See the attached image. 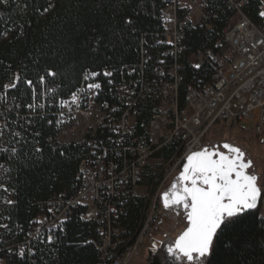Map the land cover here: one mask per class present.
Segmentation results:
<instances>
[{
    "label": "trees",
    "instance_id": "16d2710c",
    "mask_svg": "<svg viewBox=\"0 0 264 264\" xmlns=\"http://www.w3.org/2000/svg\"><path fill=\"white\" fill-rule=\"evenodd\" d=\"M207 2L212 29L185 26L184 51L178 57L183 65L182 99L189 84L205 83L210 77L209 67L195 70L189 58L213 48L233 17L226 0ZM163 6V0H0V91L4 92L6 83L17 84L8 92L17 103L0 119V143L6 146L0 148V163L8 166L2 174L7 190L0 181L1 261L26 264L7 249L22 239L18 229L23 227L26 232L42 217L46 210L41 204L63 193H75L80 164L91 155L86 143L57 141L54 123L48 125L41 113L26 110L35 97L41 99L42 80L59 87L51 98L66 99L80 87L86 73L98 74L102 92L97 101L109 106L117 102L115 85L125 80L142 83L148 88L149 100L140 105L138 117L139 122H147L156 102L152 93L158 80L157 62L163 54V47L156 45ZM263 8V0H251L244 14L261 25ZM167 64L171 65L170 60ZM104 72L111 77H104ZM20 106L21 115L27 117L18 123ZM98 133L106 140V131ZM174 149L169 147L157 156L168 159ZM156 175V170L147 167L143 184L151 185ZM8 191H13L12 203L4 204ZM121 195L117 201L120 237L128 241L139 229L147 201L131 199L126 192ZM83 213L84 209L74 211L65 231L52 244L34 245L32 254L39 264H111L88 243L97 237V223L84 221ZM145 262L170 264L160 251L151 250ZM206 264H264V217L259 208L231 219L227 229L218 231Z\"/></svg>",
    "mask_w": 264,
    "mask_h": 264
},
{
    "label": "built area",
    "instance_id": "2783aa9c",
    "mask_svg": "<svg viewBox=\"0 0 264 264\" xmlns=\"http://www.w3.org/2000/svg\"><path fill=\"white\" fill-rule=\"evenodd\" d=\"M250 1L226 0L233 17L220 38L213 48L197 51L189 58L195 70L209 67V80L189 84L182 99L183 66L178 57L184 51L185 26L211 30L212 16L207 0H163L161 33L156 40V45L163 47V54L157 62L158 80L152 93L156 102L147 122H139L138 117L140 105L149 100L148 88L142 83L139 86L125 80L115 85L117 102L109 106L97 101L102 92L98 74L86 73L80 87L66 99L51 98L59 87L46 85L42 80L41 99L35 97L26 110L41 113L39 116L48 118V125L54 123L57 141L86 143L91 155L80 164L75 193L70 196L63 193L41 204L46 212L26 232L23 227L18 229L23 237L9 245V251L26 264H39L32 254L34 245L55 242L65 231L72 213L84 209L82 219L97 223V237L88 243L111 264H130L142 256L145 244L173 218L174 210L164 208L161 202L163 187L184 165L188 155L204 149L213 127L222 124L244 130L242 126L249 125V131L262 136L264 145V16L261 15V25H256L244 14ZM103 75L110 78L112 74ZM92 84L100 87L90 88ZM16 85L6 83L4 92L0 91V119L17 103L16 98L8 96ZM22 111L20 106L18 123L27 117L21 115ZM88 111H95V119H88ZM80 128H85L81 141H63L76 136L73 132ZM100 130L106 131V140L99 138ZM1 132L0 120V135ZM16 134L21 135V131ZM169 147H175L171 157L157 156ZM0 148L4 150L6 146L0 143ZM152 162H158L161 170H156L151 185H145L144 170ZM7 170V164L0 163L3 189L6 180L2 174ZM124 192L131 199L147 201L139 229L128 241L120 237L123 231L117 202ZM8 193L4 204L12 203L13 191ZM259 209L264 213V194Z\"/></svg>",
    "mask_w": 264,
    "mask_h": 264
},
{
    "label": "snow or ice",
    "instance_id": "6c2138e0",
    "mask_svg": "<svg viewBox=\"0 0 264 264\" xmlns=\"http://www.w3.org/2000/svg\"><path fill=\"white\" fill-rule=\"evenodd\" d=\"M223 148L227 154L205 148L188 155L176 182L163 194L165 208L182 207L186 216L185 230L167 249L178 261L204 264L218 230L227 229L230 218L255 209L264 194L259 177L249 172L252 161H246L238 147L224 144Z\"/></svg>",
    "mask_w": 264,
    "mask_h": 264
},
{
    "label": "rangeland",
    "instance_id": "374dc122",
    "mask_svg": "<svg viewBox=\"0 0 264 264\" xmlns=\"http://www.w3.org/2000/svg\"><path fill=\"white\" fill-rule=\"evenodd\" d=\"M249 127H250L249 125H243L242 128L244 130H242L239 127L229 128L225 125L219 124L213 127L209 135L206 137L205 147L213 146L215 144L226 143V144H232L233 146L240 148L243 152H246V154L254 162L256 172L258 173L260 178V184L262 187H264V145L262 143V136L260 137L256 136V134L248 130ZM83 129L85 128H80L79 130L73 132V135L76 136L72 138H67L66 140L63 139L62 140L65 142H71L72 140L81 141L82 134L84 133ZM150 167L154 170H159V171L161 170V167H159L158 162H152L150 164ZM181 168L177 170L174 173L171 180L164 185L163 187L164 192L168 190V188L171 185V182L175 179V176L178 175V173L181 171ZM260 215L264 217V213H261V211H260ZM185 226L186 225L184 220L175 218V215L173 214V218L165 222L163 227L160 229V233L158 235L153 236L148 241V243L145 244L142 251V256L138 259H134L130 264H146L145 255L148 250L154 252L160 251L164 260L167 262L169 261L170 264H187L186 260L178 261L174 259L172 256L168 254V251L166 249L167 247L166 234L169 232L171 236L173 235L174 237H176L179 231L183 230ZM206 261L207 260L204 259V264H206ZM0 264H6V263L0 260Z\"/></svg>",
    "mask_w": 264,
    "mask_h": 264
},
{
    "label": "flooded vegetation",
    "instance_id": "af4514ba",
    "mask_svg": "<svg viewBox=\"0 0 264 264\" xmlns=\"http://www.w3.org/2000/svg\"><path fill=\"white\" fill-rule=\"evenodd\" d=\"M224 144H226V143H222V144H215V145H213V146H208V147H205V148H207V149H212V150H218V151H224L226 154H227V150L226 149H224L223 148V146H221V147H218V146H220V145H224ZM230 145H232V144H230ZM233 146V145H232ZM217 147H218V149H217ZM235 147V146H234ZM204 148V149H205ZM244 154H245V160L247 161V160H250V161H252L251 159H250V157L246 154V152H243ZM249 172L250 173H253V174H255V175H257L258 177H259V175H258V173L256 172V168H255V166H254V162L252 161V167L249 169ZM180 175V172L178 173V175H176L175 176V179L171 182V185H170V187L168 188V190H166L165 192H168V191H170V189H171V186H172V184L174 183V182H176V179H177V177ZM258 184L261 186V184H260V178H259V180H258ZM262 187V186H261ZM263 188V187H262ZM164 192V193H165ZM163 193V194H164ZM163 196V195H162ZM260 201H261V199H260ZM260 201H259V205H260ZM258 208H259V206H258ZM172 209L174 210V215H175V218H177V219H183L184 220V222H185V225L187 224V221H186V216H185V213H184V209L182 208V207H176V206H172ZM185 228H186V226L183 228V230H180L179 231V233L176 235V237H174L173 235L171 236V234L168 232L167 234H166V239H167V247H166V249H168L169 247H172V246H174V243H175V241H176V239L179 237V235L185 230ZM205 259V258H204Z\"/></svg>",
    "mask_w": 264,
    "mask_h": 264
},
{
    "label": "water",
    "instance_id": "95a60500",
    "mask_svg": "<svg viewBox=\"0 0 264 264\" xmlns=\"http://www.w3.org/2000/svg\"><path fill=\"white\" fill-rule=\"evenodd\" d=\"M221 146H223V145H220V146H218V147H221ZM218 147H217V149H218ZM209 150H212V149H209ZM186 163V162H185ZM184 163V164H185ZM182 168H183V166H182ZM182 168H181V171H182ZM180 171V172H181ZM163 197V196H162ZM162 197H161V202H162V205L164 206V201H163V199H162ZM258 206H259V202H258V205H257V207L255 208V209H251V210H247V211H245V212H242V213H240L239 215H241V214H244V213H246V212H250V211H254V210H257L258 209ZM164 208H165V206H164ZM172 207H169V208H166V209H171ZM239 215H237V216H239ZM237 216H235V217H232V218H230V219H233V218H236ZM219 231V230H218ZM214 240H215V238H214ZM214 240H213V243H214ZM213 246V245H212ZM212 250V249H211ZM210 254H211V252H210ZM210 254H209V256H207L205 259L207 260L209 257H210Z\"/></svg>",
    "mask_w": 264,
    "mask_h": 264
},
{
    "label": "bare ground",
    "instance_id": "6f19581e",
    "mask_svg": "<svg viewBox=\"0 0 264 264\" xmlns=\"http://www.w3.org/2000/svg\"><path fill=\"white\" fill-rule=\"evenodd\" d=\"M180 87H181V84H180ZM88 119H95V111H88Z\"/></svg>",
    "mask_w": 264,
    "mask_h": 264
}]
</instances>
